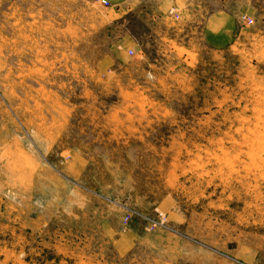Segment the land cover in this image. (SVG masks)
<instances>
[{
	"label": "rangeland",
	"instance_id": "obj_1",
	"mask_svg": "<svg viewBox=\"0 0 264 264\" xmlns=\"http://www.w3.org/2000/svg\"><path fill=\"white\" fill-rule=\"evenodd\" d=\"M158 3L0 0V264H264V0Z\"/></svg>",
	"mask_w": 264,
	"mask_h": 264
},
{
	"label": "crops",
	"instance_id": "obj_2",
	"mask_svg": "<svg viewBox=\"0 0 264 264\" xmlns=\"http://www.w3.org/2000/svg\"><path fill=\"white\" fill-rule=\"evenodd\" d=\"M114 10L117 12H125L129 10V6L133 0H107ZM186 0H158V5L163 6V9L169 7H177ZM132 9V8H131ZM226 15V16H225ZM205 40L212 47H222L230 44L233 39L235 29V21L231 16L221 12L212 15L203 25ZM128 49H131L130 47Z\"/></svg>",
	"mask_w": 264,
	"mask_h": 264
},
{
	"label": "built area",
	"instance_id": "obj_3",
	"mask_svg": "<svg viewBox=\"0 0 264 264\" xmlns=\"http://www.w3.org/2000/svg\"><path fill=\"white\" fill-rule=\"evenodd\" d=\"M99 1H100L104 6L109 4V2H108L107 0H99ZM245 20H247L248 22H251L252 18L249 17V16H244V17H243V21H245ZM129 54L132 55L133 52H132V51H129Z\"/></svg>",
	"mask_w": 264,
	"mask_h": 264
},
{
	"label": "bare ground",
	"instance_id": "obj_4",
	"mask_svg": "<svg viewBox=\"0 0 264 264\" xmlns=\"http://www.w3.org/2000/svg\"><path fill=\"white\" fill-rule=\"evenodd\" d=\"M130 51H132V50L130 49Z\"/></svg>",
	"mask_w": 264,
	"mask_h": 264
}]
</instances>
